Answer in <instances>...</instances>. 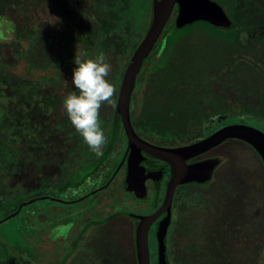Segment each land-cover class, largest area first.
<instances>
[{
    "label": "trees",
    "instance_id": "1",
    "mask_svg": "<svg viewBox=\"0 0 264 264\" xmlns=\"http://www.w3.org/2000/svg\"><path fill=\"white\" fill-rule=\"evenodd\" d=\"M217 1L225 7L233 25L221 29L202 21L208 25L205 32L224 45L223 50L206 51L210 54L206 67L178 68L177 45L198 25H180L175 11L167 33L174 40L172 55L165 57L163 54L168 49L167 44L162 47L163 40L157 48L155 44L140 70L141 79L136 81L132 98L139 91L138 86L152 84L153 88L147 89L151 94L146 92L143 99L159 100L163 104V114L168 115L154 118L156 109L149 105L147 109L151 113L143 112L137 124L144 130L165 136L170 144L203 136L210 118L219 115L232 119L223 123H250L264 130V1ZM152 5L153 0H0V172L4 167L9 183L24 181L25 172L21 173L24 165L34 167L39 160L59 157L62 162L67 158L62 141L68 140L72 124L58 106L64 98L59 99L52 85L62 69L75 67L74 58L94 59L103 54L111 65L107 79L116 91L111 103L102 104L99 120L105 132L122 130L117 111L118 92L130 57L141 41L136 38V31L141 24L146 33L152 18ZM64 27L69 33L67 37L51 46L46 43L54 41L53 28L64 30ZM242 32L245 37H241ZM214 53L217 56L211 58ZM21 59L27 62L26 69L44 72L35 79L21 77L15 71ZM51 69L53 74L47 75ZM74 91L71 85V92ZM20 99L38 108L27 120L48 136L47 149L35 151L32 156L26 151L28 146L24 138L20 137L21 122L9 113L17 110ZM72 131L78 133L75 128ZM102 158L94 164L97 166ZM260 162L264 181L261 159ZM262 188L264 192V185ZM18 204L0 194V220L15 211ZM192 245L183 252L170 249L171 264H181L180 255L187 256ZM132 248L122 264H137L134 243ZM22 260L21 253L11 248L0 235V264H24ZM66 260L67 255L60 264H65ZM188 263L186 258L184 264Z\"/></svg>",
    "mask_w": 264,
    "mask_h": 264
},
{
    "label": "rangeland",
    "instance_id": "2",
    "mask_svg": "<svg viewBox=\"0 0 264 264\" xmlns=\"http://www.w3.org/2000/svg\"><path fill=\"white\" fill-rule=\"evenodd\" d=\"M170 20L157 39L158 42L155 43V48L159 46L162 40L163 48L167 44L168 49L163 52L165 57L172 55L174 48L172 44L174 40L171 35L167 34L169 33ZM192 24L198 26L192 29L186 37L181 38V42L176 48L175 56L179 63L178 68L186 67L190 70L204 65L206 67L208 62L206 59L210 56L206 51L217 52L224 49V45L219 39L205 32V29L208 28L207 24L202 21ZM188 25L191 24L186 26ZM64 28V30L53 28L51 35L54 41L46 43L51 46L53 43L56 44L59 39L67 37L69 33L66 27ZM144 35V28L140 24L136 31V38L142 40ZM245 36L246 34L242 32L241 37ZM216 56L214 53L211 58ZM26 63L25 60L21 59L18 68L15 70L21 77L35 79L39 73L44 72L40 69H26ZM72 70L73 68L62 69L56 82L52 85L59 99H63L71 93V83L66 82V80L70 81ZM52 72L51 69L46 74L52 75ZM147 86L148 83H145V86L142 87L144 90H141L142 92L137 95V99L142 95L144 96L143 92L146 91L145 87ZM147 93L151 94L150 90H147ZM156 102L158 107L153 111V117L156 119L167 117V114H163V104L159 100ZM17 104V110L13 109V112L9 113L10 116L21 122L22 133L20 137L24 138L29 147L25 146L26 151H30L31 156L35 151H44L48 146L46 144L48 136L44 131L38 130L36 124H31V120L29 122L27 120L30 115L38 112V108L35 107L34 103H26L23 99L18 100ZM143 104H145L144 100L139 103L138 109ZM58 106L60 110H64L62 102H59ZM210 119L211 122L206 132L217 128L224 121L232 120L227 115H219ZM243 119L250 121L249 118ZM255 127L260 128L259 126ZM62 144L66 145V140L65 142L63 140ZM212 153L222 155L223 162L216 169L211 180L202 187L188 184L178 188L179 191L186 188L191 189L181 192L184 201L189 205L195 197L198 198L199 202L203 201L198 207L202 218L199 235H194L188 225L185 228L186 231L190 232L187 234L189 243L183 250L187 249L195 240L199 241L194 246L192 245L188 249L189 252L186 253L187 256L185 257L188 258V264H264V261H259L260 255L264 254V192L262 188L264 181L259 156L246 142L235 138L226 139L215 147ZM37 165L34 167L24 165L21 169L22 174L25 172L24 181L15 183H9L8 174L3 167L0 172V178H4L3 181H0V194L3 195L4 199L16 200L21 203L34 198L35 194L49 195L62 200L68 198L64 190L68 177L67 160L61 162L59 157L48 158L45 161L39 160ZM105 191V189L100 191L99 195L104 194ZM111 198V196L106 197L104 202L111 201ZM4 202L2 200V203ZM45 204L51 209L47 210L45 215L43 212L35 214L36 210L39 207L43 208ZM66 208L65 203L51 200H38L24 205L13 217L0 221V235L11 248L21 253L24 264H60L65 255H67L65 264H93L92 258H88L89 261L85 263L86 254L82 255L79 252L71 255L70 252H66V240L57 238L59 229L63 234L66 231V217L64 215ZM119 208L129 209L124 205L115 207L116 210ZM214 211L216 212L215 215H213ZM209 213H212V216H218L219 230H213L214 225L207 216ZM226 219L228 231L225 233ZM49 221L51 224H47ZM59 223L62 224L61 228H59ZM53 224L55 225L51 228ZM96 234H98V241L101 242V248H103L98 253L97 262L99 264H122V262H126V258L133 251L134 243V221L131 217L118 215L110 218L104 222L103 228L98 229ZM226 234L231 237V246L228 247H225L224 243Z\"/></svg>",
    "mask_w": 264,
    "mask_h": 264
},
{
    "label": "flooded vegetation",
    "instance_id": "3",
    "mask_svg": "<svg viewBox=\"0 0 264 264\" xmlns=\"http://www.w3.org/2000/svg\"><path fill=\"white\" fill-rule=\"evenodd\" d=\"M175 11H177L176 8L172 12V15L170 17L171 20L169 19L170 22L174 20ZM138 79H141L140 71L136 77V81ZM136 81L133 87L130 101L131 123L138 136L153 145L160 147H178L186 145L201 138H204L205 136L209 135L210 133H212L223 125L229 124L223 123L217 128L205 132L203 136L198 137L196 139H192L188 142L180 144H170L165 136L154 134L150 131L144 130L141 126L137 124V119L141 118V114L143 112L151 113V110L147 109L149 105H151L154 109H156L158 105L156 100L148 101L145 98L143 99V95L137 99V95L144 90H142V87H144L145 84H141L140 86H138L139 91H137L134 94V98H132L134 88L136 86ZM153 86L154 85L152 84H148V86L145 87L146 91L143 92L144 95L145 92H147V89L153 88ZM142 100L145 101V104L141 105L138 109V105ZM69 128V138L66 141L65 145L67 155L66 166L68 171V177L65 182V188L63 187L68 197L65 200L67 201L65 203L67 205V208L64 214L66 217V231L63 234L59 229L57 238L66 240V252H70L71 255L73 253L81 252L82 255H87L85 263L89 261L88 258H92L93 264H99L97 262L99 259L98 253L103 248H101V242L98 241V234H96L97 230L103 228L104 222H107L110 218L122 215L131 217L133 219L135 234V226L138 221V218L135 217L133 214H150L157 210V208L161 205L164 198L167 182L170 176V165L164 159L151 155L144 150H140L137 159L142 169L143 187L141 188V190L137 189V186H133L132 180L130 181L129 179L131 148L127 149V137L125 135L123 127L122 130L117 133L105 132L107 140L101 149V155H96V153L93 152L90 147L84 142L82 137H80V139H77V137L81 135L72 131V129L74 128L72 125H70ZM218 145L210 148L209 150L197 156L187 159L186 163H195L210 157L220 158V163L216 166L212 173L213 177L216 169L223 162L222 155H216L212 153V150ZM99 158H102V160L96 166L94 162ZM36 166L38 165L36 164ZM208 182L209 181L203 183L179 182L174 190L172 202L170 205V213L168 216V220L164 226L165 251L169 264H171L170 249L175 248L180 251H183V248L186 246V244L189 243L187 234L192 231L194 235H199L200 225L202 221L199 212L200 209L198 207L199 204H201L203 201L201 200L199 202L197 200L198 198L196 199L195 197L194 201H192L190 203L191 205H189V203L184 201L181 192L183 193L187 191L186 189H191L186 188L182 191H179L178 188L184 187L188 184H195L202 187L205 186V184H207ZM102 186L104 187L92 194H89L91 191ZM104 189L106 190L105 193L99 195V192ZM85 195L87 196L84 197ZM108 196L112 197L111 201L104 202V199ZM89 197L91 198L88 199ZM35 198V201L51 200L54 202H59L52 199L56 197H52L49 195L45 196L44 194H37L35 195ZM118 205L127 206L129 209L119 208L116 210L115 207ZM50 209V206H47V204H45L43 208L39 207L36 210L35 214H40L41 212H43L45 215V212ZM215 214L216 212L214 211L213 215ZM165 215V212L161 213V215L151 224L149 228L148 244L151 264H157L158 262L157 231L160 222L165 218ZM207 216H209V221H211V223L214 225L213 230H219L218 216H212V213L207 214ZM50 222L51 221L47 222V224H49ZM54 225L55 224L51 225V228L54 227ZM58 225L59 228L62 227L61 223H59ZM187 225L189 228H191L189 232L185 229ZM225 226L226 233L228 231L227 219L225 220ZM198 242L199 241L195 240L193 244L195 245ZM224 243L225 247L231 246V237L229 236V234L225 235ZM260 257L259 261L263 262L264 254L260 255ZM179 258L180 263L184 264L186 261L184 253H182Z\"/></svg>",
    "mask_w": 264,
    "mask_h": 264
},
{
    "label": "water",
    "instance_id": "4",
    "mask_svg": "<svg viewBox=\"0 0 264 264\" xmlns=\"http://www.w3.org/2000/svg\"><path fill=\"white\" fill-rule=\"evenodd\" d=\"M175 8L177 9V20L180 25H187L197 21H205L221 29H228L233 25V21L229 17L225 7L217 0H153L150 25L126 66L118 92L117 111L127 137V149L131 148L129 179L130 181L132 180L133 186H137L136 188L141 190L143 187L142 169L137 159L140 150L162 158L170 165V176L161 205L150 214H133L138 218L134 234L137 264H151L148 232L151 224L163 212L166 215L160 222L157 231V264H169L165 251L164 226L168 220L170 205L176 186L179 182L203 183L209 181L212 178L214 169L220 163V158L218 157H210L190 164L186 163L187 159L209 150L226 139L235 138L250 145L259 155L264 166V130L250 124L229 123L219 127L204 138L178 147H160L153 145L143 140L135 132L130 118V101L136 77ZM104 186L91 191L89 194L98 191ZM52 199L63 203L67 202L59 198ZM35 200L36 198L34 197L19 203L15 211L6 215L0 221H5L13 217L24 205L32 203Z\"/></svg>",
    "mask_w": 264,
    "mask_h": 264
},
{
    "label": "clouds",
    "instance_id": "5",
    "mask_svg": "<svg viewBox=\"0 0 264 264\" xmlns=\"http://www.w3.org/2000/svg\"><path fill=\"white\" fill-rule=\"evenodd\" d=\"M83 55V54H82ZM75 67L70 81L76 91L64 97L62 105L72 126L96 155L102 154L107 137L99 120L103 103H111L116 91L107 79L111 65L103 54L94 59L74 58Z\"/></svg>",
    "mask_w": 264,
    "mask_h": 264
}]
</instances>
